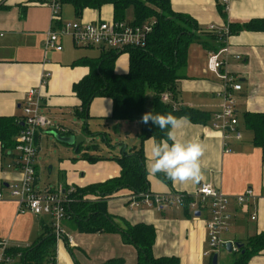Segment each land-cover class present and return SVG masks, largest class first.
I'll list each match as a JSON object with an SVG mask.
<instances>
[{"label":"crops","instance_id":"0c3cea01","mask_svg":"<svg viewBox=\"0 0 264 264\" xmlns=\"http://www.w3.org/2000/svg\"><path fill=\"white\" fill-rule=\"evenodd\" d=\"M48 3V0H0V118L22 121L29 91L39 89L42 114L52 124L37 138L36 189L43 192L40 186L47 168L58 188L67 192L74 189V194L86 190L83 201L87 203L104 200L108 213L120 227L139 224L154 227L155 258H176L180 264H213V258L205 255L209 251V205L199 204L189 210L177 204L166 205L161 210L146 204L131 207L130 200L136 195L131 189H121L109 197L87 191L120 178L122 167L118 160L136 156L141 149L148 183L145 194L181 193L199 203L196 193L206 183L231 198L230 226L222 239L224 245L232 243L234 247L231 253L225 248L221 250L218 264H235L240 250L235 245L245 246L250 239L264 234V148L254 145L253 133L243 122L247 113H264V30L242 31L226 38L221 46L208 42V46L219 48L218 51L198 42L190 46L177 95L165 104L176 110L201 112L210 119L203 124L190 121L180 130L181 138L198 139L206 146L202 157L203 177L180 183L163 173L151 172V142L141 140V123L115 120L111 99L98 97L83 112L74 87L90 74V63L101 60L103 50L77 47L66 37L61 40L63 51L46 52L47 34L53 28ZM170 3L174 12L192 18L203 32H209L211 27L225 31L231 25L264 20V0H230L227 7L223 0H170ZM72 9L74 23L114 21L112 6L101 11L86 10L81 19ZM61 17L62 24L69 18V11L64 12L63 7ZM133 19L130 11L126 22L133 23ZM151 21L154 19L146 23ZM128 52L117 53L120 55L116 61L117 74L128 73ZM211 54H220L224 62L221 73L242 85V90L234 93L241 140L233 137L226 140L214 127L215 115L222 109L224 82L209 70ZM46 75L48 81L43 86ZM146 107L151 108L152 102H147ZM53 133L63 137L85 136L86 142L78 150L64 145L53 148L57 145ZM17 161L16 148L5 153L0 143V186L4 195L0 201V240H6L14 253L34 248L54 230L52 219L22 212L12 197L10 188L23 177ZM57 187L49 186L46 191ZM248 189L254 191L255 199L240 205L236 198ZM63 226L72 244L67 240L56 242L51 251L57 264H139L137 249L127 244L120 233H83L74 216ZM13 264H24L22 257L16 255ZM248 264H264V251L252 256Z\"/></svg>","mask_w":264,"mask_h":264},{"label":"trees","instance_id":"16d2710c","mask_svg":"<svg viewBox=\"0 0 264 264\" xmlns=\"http://www.w3.org/2000/svg\"><path fill=\"white\" fill-rule=\"evenodd\" d=\"M62 7L71 5L75 15L81 19L86 10L101 11L105 6L114 8V21L125 22L130 11L133 12V24L142 25L154 19L156 25L145 48L129 49V71L116 73V61L120 56L116 52L103 50L99 62H91V72L74 91L82 102L83 112L98 97L109 98L113 102V118L120 121H139L145 112L173 113L187 115L193 123H206L207 114L193 110H176L163 102V97L177 95L178 81L183 79L182 70L188 59L189 48L198 42L211 50L219 48L208 46V42L223 44L227 36L224 31L203 32L189 16L173 11L170 0H60ZM264 30V20L249 24L230 26L229 36L242 31ZM152 92V107L147 108V91ZM244 126L253 133V143L264 148V113H247ZM140 138L144 142L150 137L159 141L165 138V132L151 124H142ZM23 129V122L14 118H0V143L5 153L16 148V137ZM94 160L93 158H89ZM122 167L121 177L106 185L93 186L87 191L109 197L121 189H131L136 195L147 193L145 160L143 151L133 157L118 160ZM86 190L72 194V204L68 207L71 218L76 220L79 230L87 234L120 233L124 241L138 251L139 264H180L176 258L157 259L153 255L156 239L154 227L139 224L120 227L106 208L105 201L87 203L83 201ZM105 199V198H102ZM186 201L185 208L189 210ZM74 206V207H73ZM72 215V216H71ZM56 245V238L49 233L41 242L30 250L13 252L20 255L24 264H52L55 260L51 249ZM264 251V234L250 239L237 251L235 264H248L252 256Z\"/></svg>","mask_w":264,"mask_h":264},{"label":"built area","instance_id":"2783aa9c","mask_svg":"<svg viewBox=\"0 0 264 264\" xmlns=\"http://www.w3.org/2000/svg\"><path fill=\"white\" fill-rule=\"evenodd\" d=\"M52 17L53 28L48 32L45 43L46 52H61L63 46L61 40L68 37L75 46L80 48H98L105 51L112 50L116 53L128 51L129 49L145 48L148 39L153 33L156 21H151L142 25H134L128 22L99 21L93 23H64L62 24L60 0H48ZM226 7L230 0H223ZM59 26V27H58ZM217 30L211 27L210 31ZM225 34L229 37V28ZM209 70L218 74L224 82V90L221 94L223 99L221 111L215 115V129L224 135V139L231 137L241 140L242 132L239 130L238 112L236 109L235 92L242 90V85L229 76L222 74L224 66L220 54H211L209 57ZM48 75L44 76L42 85H46ZM39 89L29 91L23 108V129L17 139L16 151L18 153V167L22 173V180L10 188L12 197L18 203L22 212H30L35 216H50L53 219V229L56 242L63 240L71 245L72 239L66 233L63 223L71 219L68 207L72 204V194L62 187L54 191L40 192L36 189L37 171L36 159L38 155L37 138L47 128H51V122L42 114L43 100ZM169 95L163 97V102L168 103ZM196 203L194 198L187 194L153 195L141 194L131 198V207H139L146 204L148 207H156L161 210L166 205L177 204L185 206L186 201L189 208L195 209L201 206H210L211 218L207 223L209 251L206 256L213 258L224 248L223 234L228 230L231 221L230 205L231 198L222 191L216 189L211 184H201L196 193ZM255 199V193L248 189L243 195L238 196L236 201L241 205ZM4 200L2 187L0 186V201ZM256 217V214L253 216ZM14 254L6 240H0V264H13ZM52 264H57L56 260Z\"/></svg>","mask_w":264,"mask_h":264},{"label":"clouds","instance_id":"9594fccd","mask_svg":"<svg viewBox=\"0 0 264 264\" xmlns=\"http://www.w3.org/2000/svg\"><path fill=\"white\" fill-rule=\"evenodd\" d=\"M140 123L151 124L165 132V138L156 141L150 137L151 164L153 174L163 173L173 182H195L203 177L202 157L206 146L198 139L181 138L180 130L190 123L187 115L145 112Z\"/></svg>","mask_w":264,"mask_h":264},{"label":"water","instance_id":"95a60500","mask_svg":"<svg viewBox=\"0 0 264 264\" xmlns=\"http://www.w3.org/2000/svg\"><path fill=\"white\" fill-rule=\"evenodd\" d=\"M63 132H66V130L63 129ZM53 138H54L55 142L57 143V145L54 146L53 148H59L58 146L64 145V146L75 147L76 150H78L80 148V146L86 142L85 136L63 137V136H60V134H58V133H53ZM196 215L200 216V213H197ZM235 246L237 247V249H241L243 247L242 245H239V244H236ZM233 247H234V245L232 243H227L224 245V248L229 253H231L233 251ZM218 260H219V255L215 254V256L213 257L212 263L218 264Z\"/></svg>","mask_w":264,"mask_h":264},{"label":"rangeland","instance_id":"374dc122","mask_svg":"<svg viewBox=\"0 0 264 264\" xmlns=\"http://www.w3.org/2000/svg\"><path fill=\"white\" fill-rule=\"evenodd\" d=\"M73 7L69 6V5H64L63 6V10L65 12V10L69 11V18L67 20V22H65L66 24L67 23H74L75 21V18L73 16ZM152 92L150 90L147 91V99H148V102H151V99H152ZM100 143V141H99ZM37 161V160H36ZM46 167V166H45ZM47 184H49V186L52 187V189H54L55 187H57L59 184H57V182H53V179L49 177V172H48V169L45 168L44 169V175H43V178H42V184L40 186V189L41 191L45 192L46 191V188L49 187L47 186ZM56 185V186H55ZM58 188V187H57ZM48 218L52 219V217L48 216ZM53 220V219H52ZM64 224V223H63Z\"/></svg>","mask_w":264,"mask_h":264}]
</instances>
